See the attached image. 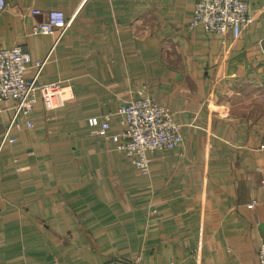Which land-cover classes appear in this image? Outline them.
Listing matches in <instances>:
<instances>
[{
    "label": "crops",
    "instance_id": "crops-1",
    "mask_svg": "<svg viewBox=\"0 0 264 264\" xmlns=\"http://www.w3.org/2000/svg\"><path fill=\"white\" fill-rule=\"evenodd\" d=\"M244 1L251 23L224 38L188 26L196 0H5L0 48L47 58L39 80L71 97L36 102L33 126L20 116L4 143L14 101H2L0 264H260L264 0ZM50 9L69 25L35 32ZM142 95L183 134L177 149L147 151L148 173L88 122Z\"/></svg>",
    "mask_w": 264,
    "mask_h": 264
},
{
    "label": "built area",
    "instance_id": "built-area-1",
    "mask_svg": "<svg viewBox=\"0 0 264 264\" xmlns=\"http://www.w3.org/2000/svg\"><path fill=\"white\" fill-rule=\"evenodd\" d=\"M6 7L5 0H0V12ZM37 14V9H32ZM252 21V9L244 0H196L194 12L188 26L201 25L205 31L227 36L238 37L241 31ZM70 23L60 9L44 12V18L34 25L35 32L48 33L55 29L63 32ZM47 58L31 61L29 51L20 46L0 48V114L2 101L12 99L13 114L6 127L2 142L14 141L10 131L17 126L21 116L25 127L33 126L28 114L34 104L41 102L46 110L63 106L71 97L70 85L61 82H42L39 76ZM35 67V72L27 77L28 65ZM119 115L122 129L108 135L109 120ZM90 125L100 124L97 134L109 137L115 148L124 152L134 166L142 173H148L150 160L147 151L155 149H177L183 142V134L175 114L164 104L148 96L121 102L113 110L105 113L101 120L96 116L88 119ZM255 201L253 200L252 203ZM251 203V204H252ZM260 264H264V242L258 250ZM138 259V258H137ZM137 259L132 264H137ZM107 264H127L112 259Z\"/></svg>",
    "mask_w": 264,
    "mask_h": 264
},
{
    "label": "rangeland",
    "instance_id": "rangeland-1",
    "mask_svg": "<svg viewBox=\"0 0 264 264\" xmlns=\"http://www.w3.org/2000/svg\"><path fill=\"white\" fill-rule=\"evenodd\" d=\"M9 48V47H8ZM143 96H147V95H142V96H140V97H143ZM138 98V97H137ZM152 99V98H151ZM154 100V99H153ZM129 101V100H128ZM155 101V100H154ZM163 104V103H162ZM165 105V104H164ZM166 106V105H165ZM168 107V106H167ZM169 108V107H168ZM170 109V108H169ZM171 110V109H170ZM172 111V110H171ZM173 112V111H172ZM174 113V112H173ZM175 114V113H174ZM175 119H176V116H175ZM15 138V137H14ZM16 139V138H15ZM2 143H4V142H2Z\"/></svg>",
    "mask_w": 264,
    "mask_h": 264
}]
</instances>
